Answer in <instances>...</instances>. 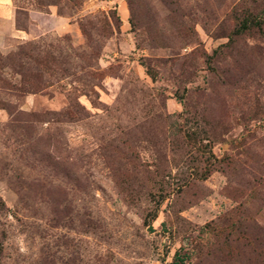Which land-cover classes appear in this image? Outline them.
Returning a JSON list of instances; mask_svg holds the SVG:
<instances>
[{
	"label": "rangeland",
	"instance_id": "1",
	"mask_svg": "<svg viewBox=\"0 0 264 264\" xmlns=\"http://www.w3.org/2000/svg\"><path fill=\"white\" fill-rule=\"evenodd\" d=\"M0 6V264H264V0Z\"/></svg>",
	"mask_w": 264,
	"mask_h": 264
},
{
	"label": "trees",
	"instance_id": "2",
	"mask_svg": "<svg viewBox=\"0 0 264 264\" xmlns=\"http://www.w3.org/2000/svg\"><path fill=\"white\" fill-rule=\"evenodd\" d=\"M249 24H252V25H259V24H256V21H254V22H250L249 19H245V20L242 21L238 33L242 32V31L245 30V29H248Z\"/></svg>",
	"mask_w": 264,
	"mask_h": 264
},
{
	"label": "crops",
	"instance_id": "3",
	"mask_svg": "<svg viewBox=\"0 0 264 264\" xmlns=\"http://www.w3.org/2000/svg\"><path fill=\"white\" fill-rule=\"evenodd\" d=\"M6 11H7V7H1V6H0V15L5 14Z\"/></svg>",
	"mask_w": 264,
	"mask_h": 264
}]
</instances>
